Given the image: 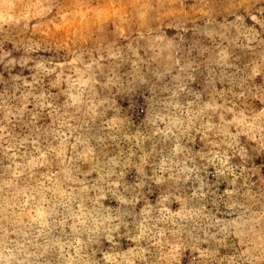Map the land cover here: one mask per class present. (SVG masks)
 I'll return each instance as SVG.
<instances>
[{
	"label": "rangeland",
	"instance_id": "rangeland-1",
	"mask_svg": "<svg viewBox=\"0 0 264 264\" xmlns=\"http://www.w3.org/2000/svg\"><path fill=\"white\" fill-rule=\"evenodd\" d=\"M0 264H264V0H0Z\"/></svg>",
	"mask_w": 264,
	"mask_h": 264
}]
</instances>
